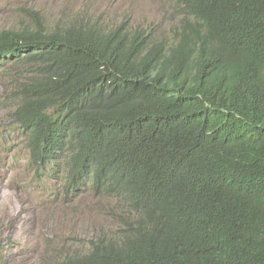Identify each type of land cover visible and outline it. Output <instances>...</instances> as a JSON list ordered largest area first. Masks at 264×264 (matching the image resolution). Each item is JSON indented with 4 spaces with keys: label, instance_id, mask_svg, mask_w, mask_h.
Returning <instances> with one entry per match:
<instances>
[{
    "label": "trees",
    "instance_id": "obj_1",
    "mask_svg": "<svg viewBox=\"0 0 264 264\" xmlns=\"http://www.w3.org/2000/svg\"><path fill=\"white\" fill-rule=\"evenodd\" d=\"M179 5L170 42L34 10L0 28V72L32 69L0 102L29 165L125 203L116 229L45 264H264V0Z\"/></svg>",
    "mask_w": 264,
    "mask_h": 264
},
{
    "label": "rangeland",
    "instance_id": "obj_2",
    "mask_svg": "<svg viewBox=\"0 0 264 264\" xmlns=\"http://www.w3.org/2000/svg\"><path fill=\"white\" fill-rule=\"evenodd\" d=\"M179 1L0 0V28L31 25L28 11L34 10L49 25L90 16L105 26L130 20L133 26L147 27L156 39L170 41L183 19ZM30 71L0 72V102ZM9 116L0 105V247L6 250L1 264H45L53 251L61 257L74 248L86 249L101 231L116 229L125 203L88 190L67 192L60 179L39 176L28 165L25 137L5 130L12 123Z\"/></svg>",
    "mask_w": 264,
    "mask_h": 264
},
{
    "label": "clouds",
    "instance_id": "obj_3",
    "mask_svg": "<svg viewBox=\"0 0 264 264\" xmlns=\"http://www.w3.org/2000/svg\"><path fill=\"white\" fill-rule=\"evenodd\" d=\"M181 23V22H180ZM149 32H150V30L149 29H147ZM151 33V32H150ZM152 34V33H151ZM152 37H153V40H159V39H163V38H158V39H156L154 36H153V34H152ZM165 40V39H164ZM173 40V39H172ZM172 40H170V41H172ZM166 41V40H165ZM170 41H166V42H170ZM32 70V69H31ZM28 153H29V151H28ZM28 158H29V155H28ZM28 165H29V162H28ZM30 166V165H29ZM31 167V166H30ZM32 168V167H31ZM33 169V168H32ZM43 175V174H42ZM56 179V178H55ZM62 181V180H61ZM63 182V181H62ZM86 190V189H85ZM81 192H83V191H81ZM81 192H79V193H81ZM76 193V192H75ZM114 196V195H113ZM115 197H117V196H115ZM118 198V197H117ZM89 248V246L86 248V249H81V248H74V249H79V250H81V251H85V250H87ZM0 250H3V252H2V254H0V261H3V262H1V263H4L6 260L3 258V255L6 253V250L4 249V246H1L0 247ZM70 251H68V252H66V253H69ZM65 254V253H64ZM63 254V255H64ZM49 260H51V258L49 259ZM47 261V260H46ZM0 263V264H1Z\"/></svg>",
    "mask_w": 264,
    "mask_h": 264
},
{
    "label": "bare ground",
    "instance_id": "obj_4",
    "mask_svg": "<svg viewBox=\"0 0 264 264\" xmlns=\"http://www.w3.org/2000/svg\"><path fill=\"white\" fill-rule=\"evenodd\" d=\"M32 77H33V76H32ZM29 154H30V153H29ZM32 156H33V155H32ZM49 158H50V157H49ZM48 164H49V163H48ZM31 165H32V164H31ZM36 165L38 166V164H36ZM36 165H35V166H36ZM59 165H61V164H59ZM64 165H65V164H64ZM32 166H33V165H32ZM48 166H49V165H47V167H48ZM40 167H42V166H40ZM60 167H61V166H60ZM33 168H34V167H33ZM48 168H49V167H48ZM53 168H56V167H53ZM53 168H52L51 170H53ZM59 169H60V168H59ZM65 169H67V168H65ZM51 170H50V172H52ZM56 170H57V169H56ZM63 170H64V169H63ZM80 170H81V169H80ZM82 170H83V169H82ZM82 170H81V171H82ZM59 171H61V170H59ZM81 171H80V172H81ZM50 172H49V173H50ZM56 172H57V171H56ZM56 172H55V173H56ZM84 172H85V171H84ZM53 174H54V173H53ZM57 175H58V174H57ZM112 187H113V186H112ZM114 190H115V189H114ZM118 190H119V189H118ZM121 191H122V190H121ZM121 191H119V193H120ZM116 193H118V192H116ZM119 193H118V195H119ZM122 194H123V193H122Z\"/></svg>",
    "mask_w": 264,
    "mask_h": 264
}]
</instances>
